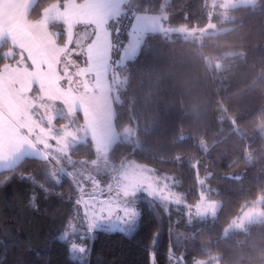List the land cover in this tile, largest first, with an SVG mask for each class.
Returning a JSON list of instances; mask_svg holds the SVG:
<instances>
[{
	"label": "trees",
	"instance_id": "obj_1",
	"mask_svg": "<svg viewBox=\"0 0 264 264\" xmlns=\"http://www.w3.org/2000/svg\"><path fill=\"white\" fill-rule=\"evenodd\" d=\"M50 2L36 0L30 19H39ZM132 8L166 9L175 23L193 26L211 19L207 0H133ZM229 12L226 31L202 40L151 33L139 54L120 65L126 81L115 100V124L133 133L110 151L116 162L132 158L170 175L192 203L200 198L201 173L222 201L217 216L189 219L177 205L142 197L137 230L130 237L95 233L90 264H154L153 252L156 264H194L214 254L221 264H264V221L224 234L246 205L264 199V0ZM51 27L64 43L65 27ZM8 47L9 40L0 45V67L17 58ZM76 145L75 156H96L90 138ZM45 161L25 158L15 172L0 171V264H78L58 240L75 189L68 177L53 180Z\"/></svg>",
	"mask_w": 264,
	"mask_h": 264
},
{
	"label": "rangeland",
	"instance_id": "obj_2",
	"mask_svg": "<svg viewBox=\"0 0 264 264\" xmlns=\"http://www.w3.org/2000/svg\"><path fill=\"white\" fill-rule=\"evenodd\" d=\"M132 1L95 0V7L104 16L101 32L103 46L99 61L90 59L87 53V48L96 42L97 30L94 25L77 26L74 40L80 42L79 48L75 44L67 46V35L62 44L56 36L57 45L65 48L54 60L58 91L46 94L35 79L30 86L20 80L7 79L9 69L6 65L21 68L26 65L29 69L32 67L27 53L24 54V64L17 65L19 49H15L18 55L14 61L0 67V73L4 75V79L0 81V114L8 121L11 106L19 102L23 108L21 115L12 119V124L23 137L19 151L37 152L39 157L47 159L53 174L66 173V176H61L60 181L65 177L70 178L75 189L74 193L70 192L68 195L72 208L59 234L65 229L70 232L72 229L82 230V213L75 208V201L79 198L78 188L82 192H96L112 205L138 213L139 220L141 208L138 200L142 197L157 199L167 207L177 205L189 219L199 216L216 217L222 205L221 199L209 192L205 176L201 173L200 198L192 203L184 197L179 183L170 175L160 173L153 166L136 159L116 162L111 157L110 151L115 141L119 138L131 140L133 133L130 126L120 132L115 124V100L126 81L120 65L139 54L147 35L151 33L160 32L167 37L180 35L202 40L209 34L232 27L228 23L232 18L230 8L256 5L259 0H207V12L211 19L205 25L195 26L175 23L171 12L166 9L158 12L135 11ZM30 2L32 8L36 0ZM217 14L220 16L215 18ZM6 40L7 37L3 42ZM79 111L84 113V118L80 117ZM89 138L95 146L96 156H75L72 150L76 144L85 143ZM45 186L48 187V184ZM50 190L46 188L45 193L50 195ZM259 221H264L262 197L246 205L225 226L224 234ZM70 239L78 245L89 244V241L75 237ZM172 259L181 262L182 256L172 255ZM153 261L156 264L154 252ZM194 264H221L220 256L214 254L207 258H196Z\"/></svg>",
	"mask_w": 264,
	"mask_h": 264
},
{
	"label": "snow or ice",
	"instance_id": "obj_3",
	"mask_svg": "<svg viewBox=\"0 0 264 264\" xmlns=\"http://www.w3.org/2000/svg\"><path fill=\"white\" fill-rule=\"evenodd\" d=\"M30 0H0V44L7 37L9 47L7 54L12 58L15 49H19L20 55L17 65L24 64V54L27 53L31 62V69L26 65L9 66L7 79L9 81L20 80L30 86L33 79L38 80L46 94L58 91L54 74V60L59 53L65 51L56 43V35L52 25L61 24L65 27L67 46L75 44L77 48L80 42L74 40L75 30L79 25H94L97 30L96 42L87 48L90 59H101L100 50L103 46L102 28L104 24L103 13L95 7V0H52L42 10L39 19H30ZM83 38V36H82ZM4 75L0 73V81ZM23 111L22 105L17 102L10 107V119L5 121L0 114V171L15 172L25 158H37V152L19 151L23 143V137L12 124V119L18 118ZM50 177L57 183L66 173L53 174ZM35 182L33 176H22ZM2 183V181H0ZM43 187V185H40ZM79 198L75 201V208L82 213L84 221L82 230L65 229L58 235V240L68 246L69 259L78 264H90L91 246L88 243L76 244L70 237L85 241H94L95 233H122L131 236L138 227L139 214L119 206L112 205L103 196L96 192H82L78 188ZM33 207L37 205L33 202ZM71 228V225H69ZM31 250V248H29Z\"/></svg>",
	"mask_w": 264,
	"mask_h": 264
},
{
	"label": "crops",
	"instance_id": "obj_4",
	"mask_svg": "<svg viewBox=\"0 0 264 264\" xmlns=\"http://www.w3.org/2000/svg\"><path fill=\"white\" fill-rule=\"evenodd\" d=\"M44 164H45L46 166H48V168L51 167V166L49 165V162H48V161H45Z\"/></svg>",
	"mask_w": 264,
	"mask_h": 264
}]
</instances>
